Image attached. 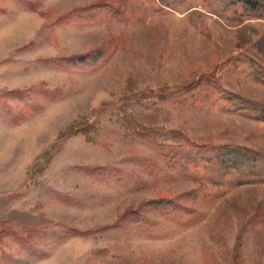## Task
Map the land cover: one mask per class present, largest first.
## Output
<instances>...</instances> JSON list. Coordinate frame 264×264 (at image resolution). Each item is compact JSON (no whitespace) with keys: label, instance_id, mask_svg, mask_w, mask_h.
I'll return each instance as SVG.
<instances>
[{"label":"rangeland","instance_id":"rangeland-1","mask_svg":"<svg viewBox=\"0 0 264 264\" xmlns=\"http://www.w3.org/2000/svg\"><path fill=\"white\" fill-rule=\"evenodd\" d=\"M257 1L0 0V264H264Z\"/></svg>","mask_w":264,"mask_h":264},{"label":"trees","instance_id":"trees-1","mask_svg":"<svg viewBox=\"0 0 264 264\" xmlns=\"http://www.w3.org/2000/svg\"><path fill=\"white\" fill-rule=\"evenodd\" d=\"M175 1V0H172ZM240 2H242L243 5H245L246 7H248V9L252 10V11H257L259 9V4L257 0H238ZM162 4L165 5L166 3L169 2V0H161ZM100 53H96V54H92V55H85L82 56L76 60H72V63L78 62V63H90L92 61L97 60L100 56ZM225 92V94L228 95V97H230L231 99H234L235 101H237V103L242 106L243 108L247 109V110H253V111H260L262 109H264V103L263 102H259V101H254L245 97H241L237 94L228 92L227 90H223ZM198 150H202V151H206V152H211L212 148L210 146H198L197 148ZM244 151H246L247 153L250 154H255L253 151L248 150L247 148H242Z\"/></svg>","mask_w":264,"mask_h":264}]
</instances>
